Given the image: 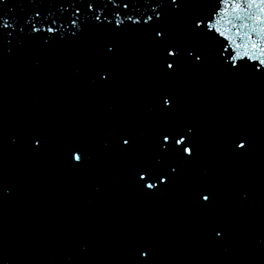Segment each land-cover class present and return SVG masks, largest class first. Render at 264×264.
Segmentation results:
<instances>
[{
  "label": "water",
  "instance_id": "water-1",
  "mask_svg": "<svg viewBox=\"0 0 264 264\" xmlns=\"http://www.w3.org/2000/svg\"><path fill=\"white\" fill-rule=\"evenodd\" d=\"M221 7L0 0V264H264V66L194 27Z\"/></svg>",
  "mask_w": 264,
  "mask_h": 264
},
{
  "label": "snow or ice",
  "instance_id": "snow-or-ice-1",
  "mask_svg": "<svg viewBox=\"0 0 264 264\" xmlns=\"http://www.w3.org/2000/svg\"><path fill=\"white\" fill-rule=\"evenodd\" d=\"M172 3L175 4L176 0H172ZM220 3L222 7L220 11L216 13L215 22H213L211 18H209L208 21L200 19L194 23V27L199 29L202 25L206 24V28L209 32H215L227 40L229 42V48L232 50L230 52V59L234 66L240 60L244 59L258 62L260 66H264V0H220ZM92 6L91 3L88 4L89 8H92ZM124 7H128V5L125 4ZM76 12H79V8L76 9ZM36 15L39 16V12H37ZM156 16L159 17L160 13L157 12ZM96 19H100L99 15L96 16ZM128 19L132 18L128 17ZM152 19V16H148L144 23ZM135 22L139 23L140 21L137 20ZM72 23L75 24L76 21L73 20ZM116 23L119 24L121 21L118 20ZM14 27H16L15 22L10 23L8 19L0 17V28ZM21 31H23V28H21ZM32 31L38 32L40 29L33 25ZM47 31L54 32L56 29L50 26L47 28ZM8 35H11V32H9ZM155 36L163 38L165 33L161 30H157ZM174 48V45L165 48V63L167 69H174V64L168 62L169 58L175 59L178 55V50H173ZM187 55L194 58L195 61L201 60L200 54L192 51H189ZM162 105L166 108H170L172 101L167 98H162ZM190 132L191 128H189L187 132L174 131L162 133L160 146L165 150L172 149L186 157H191L194 153L193 148L189 146L190 141L188 133ZM35 143L39 145L40 141L37 139ZM122 143L124 145H129V140L123 139ZM176 146H179V148ZM237 147L244 148L245 144L239 142ZM73 159L80 161L81 155L77 152L73 155ZM175 171V168L171 169V172L175 173ZM137 176L142 187L152 190L157 189L169 179L164 173L154 174L150 168H142L137 173ZM202 200L208 201L209 196L203 195ZM215 235L219 237L222 233L217 230L215 231ZM140 255L148 257L149 253L147 251H141Z\"/></svg>",
  "mask_w": 264,
  "mask_h": 264
}]
</instances>
